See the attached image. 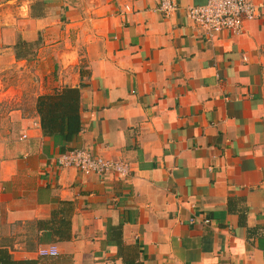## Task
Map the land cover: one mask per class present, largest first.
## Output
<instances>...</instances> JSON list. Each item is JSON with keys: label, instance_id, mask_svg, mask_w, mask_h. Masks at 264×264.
<instances>
[{"label": "crops", "instance_id": "obj_1", "mask_svg": "<svg viewBox=\"0 0 264 264\" xmlns=\"http://www.w3.org/2000/svg\"><path fill=\"white\" fill-rule=\"evenodd\" d=\"M175 1L165 16L159 0H0L7 260L264 264V0L239 34L211 36L187 16L207 0ZM18 40L39 41L32 57H16ZM67 88L81 124L70 141L37 111ZM69 148L130 171L58 165Z\"/></svg>", "mask_w": 264, "mask_h": 264}, {"label": "built area", "instance_id": "obj_2", "mask_svg": "<svg viewBox=\"0 0 264 264\" xmlns=\"http://www.w3.org/2000/svg\"><path fill=\"white\" fill-rule=\"evenodd\" d=\"M177 8L175 0H159V9L165 16ZM187 16L211 36L224 30L239 34L243 22L255 18L257 13L251 0H207L203 4L188 7ZM55 161L60 166L75 167L83 174L102 175L113 172L125 176L130 171L127 163L93 155L84 148H69L59 153Z\"/></svg>", "mask_w": 264, "mask_h": 264}, {"label": "trees", "instance_id": "obj_3", "mask_svg": "<svg viewBox=\"0 0 264 264\" xmlns=\"http://www.w3.org/2000/svg\"><path fill=\"white\" fill-rule=\"evenodd\" d=\"M38 44L39 41L26 42L18 40L16 46H14L16 57H32L34 49L38 46ZM52 98L55 99L54 103L50 101ZM68 98L70 100H68ZM56 107L61 108L59 111L50 112V110ZM37 111L40 114L41 127L45 134H52L54 136L57 134L65 135L66 139L70 141L80 131L81 124L78 113L77 93L72 88H67L66 92L58 95L40 96L38 98ZM17 263V261L7 260L5 256L0 255V264Z\"/></svg>", "mask_w": 264, "mask_h": 264}]
</instances>
